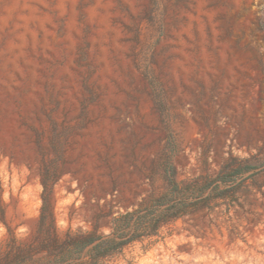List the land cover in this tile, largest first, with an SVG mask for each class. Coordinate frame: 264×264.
I'll return each instance as SVG.
<instances>
[{
    "label": "rangeland",
    "instance_id": "374dc122",
    "mask_svg": "<svg viewBox=\"0 0 264 264\" xmlns=\"http://www.w3.org/2000/svg\"><path fill=\"white\" fill-rule=\"evenodd\" d=\"M168 160L204 206L101 264H264V0H0V252L45 161L64 235L109 233Z\"/></svg>",
    "mask_w": 264,
    "mask_h": 264
},
{
    "label": "trees",
    "instance_id": "16d2710c",
    "mask_svg": "<svg viewBox=\"0 0 264 264\" xmlns=\"http://www.w3.org/2000/svg\"><path fill=\"white\" fill-rule=\"evenodd\" d=\"M177 176L176 166L168 160L166 190L145 204L114 215L109 233L95 227L86 231L69 229L61 235L53 202L59 173L45 161L41 174L42 206L33 238L22 242L11 232L6 251L0 252V264H101L136 242L159 236L163 227L198 210L208 198L207 186L201 181L184 183ZM215 182L228 186L236 183L220 176Z\"/></svg>",
    "mask_w": 264,
    "mask_h": 264
}]
</instances>
